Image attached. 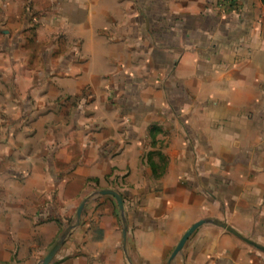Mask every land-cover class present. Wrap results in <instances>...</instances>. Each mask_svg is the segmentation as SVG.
I'll return each instance as SVG.
<instances>
[{"label":"crops","instance_id":"crops-1","mask_svg":"<svg viewBox=\"0 0 264 264\" xmlns=\"http://www.w3.org/2000/svg\"><path fill=\"white\" fill-rule=\"evenodd\" d=\"M88 196L54 264H168L203 218L264 246V0H0V264H38ZM172 264L264 251L206 223Z\"/></svg>","mask_w":264,"mask_h":264},{"label":"water","instance_id":"water-1","mask_svg":"<svg viewBox=\"0 0 264 264\" xmlns=\"http://www.w3.org/2000/svg\"><path fill=\"white\" fill-rule=\"evenodd\" d=\"M97 193L98 194L112 195L117 200V203H118V206H119V209H120V213H121L122 222H123L122 235H123V244H124V247H125L126 246V239H127V231H128V221H127L125 213H124V202H123V198H122L121 194L119 192H117L116 190H113V189H102V190L98 191ZM89 199H90V196L84 198L81 201V203L79 204V206L76 209L75 221L72 224H69L64 229V231L61 233V235L58 238V240L55 242V244L48 251L46 256L38 264H50L52 262V260L56 257L57 253L59 252L61 247L65 244L66 240L71 236L72 232L80 225L84 208H85L86 204L88 203ZM206 223H212V224L218 225V226L228 230L229 232L235 234L236 236H238L239 238H241L244 241L248 242L249 244L255 246L256 248L264 251V246H262V245H260V244H258L256 242L244 237L237 230H235L232 226L228 225L227 223H225L223 221H220V220L203 218V219H200V220L196 221L195 223H193L185 231V233L183 234L182 238L178 242L177 246L173 250V252H172V254H171L170 258H169L168 264H172L173 263V260L182 251V249H183L186 241L189 239V237L200 226H202L203 224H206ZM125 249H126V247H125Z\"/></svg>","mask_w":264,"mask_h":264},{"label":"rangeland","instance_id":"rangeland-1","mask_svg":"<svg viewBox=\"0 0 264 264\" xmlns=\"http://www.w3.org/2000/svg\"><path fill=\"white\" fill-rule=\"evenodd\" d=\"M158 112H159V109H158ZM148 126H152L151 140L149 142L153 144V147H156V148L160 149V145L159 144L164 142L166 140L167 136L165 134H163V135L160 134L161 132H160L159 122L154 123L153 125H148ZM171 136H172V134H169V140H170ZM159 149L158 150L155 149L154 151L144 152V159L148 157L149 166L152 168L153 173H154L153 177H154V185L155 186L159 185V183H156V181H159L158 180L159 176H160L162 170L164 169V167L162 165L163 156H162V152ZM124 185L125 184L120 186V188H122L123 190L125 188ZM124 213H125V208H124ZM75 218H76V213L72 215V218L70 219V222L67 223L66 225L72 224L75 221ZM119 221H120V226L122 227L123 226V222H122L121 215H120V220ZM65 227L66 226L63 227V230H64ZM62 248H63V246L61 247V249ZM60 250H59V252H60ZM59 252L57 253L56 257L52 260V262L50 264H54V262H56V259L59 256ZM126 255L128 256L127 251H126ZM1 264H16V263L12 261L10 263H1Z\"/></svg>","mask_w":264,"mask_h":264}]
</instances>
